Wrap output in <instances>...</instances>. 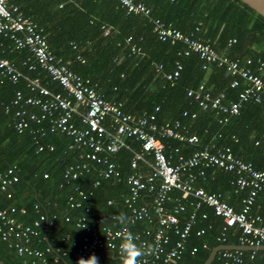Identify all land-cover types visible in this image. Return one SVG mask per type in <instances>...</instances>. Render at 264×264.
<instances>
[{
  "label": "trees",
  "instance_id": "obj_1",
  "mask_svg": "<svg viewBox=\"0 0 264 264\" xmlns=\"http://www.w3.org/2000/svg\"><path fill=\"white\" fill-rule=\"evenodd\" d=\"M133 1L146 6L151 18L210 45L218 55L236 60L240 66H246L248 60L253 64L257 60L264 63V18L239 0ZM12 3L24 17L42 28L53 56L71 72L87 79L104 100L135 117L154 113L157 125L178 122L180 133L198 138L195 146L163 140L170 163L194 151L229 149L234 158L250 164L254 170L264 171V96L259 104L242 106L237 116L202 110L187 92L195 91L202 84L212 96L224 94L223 104H226L227 100H236V90L229 88L232 78L215 66L202 70V61L197 54L182 55L185 46L181 42L169 45L159 41L146 17L127 14L117 0H12ZM127 39L131 43H126ZM130 44L138 47L140 52L131 54ZM0 59H6L30 78H39L52 93L64 94L45 71L30 72L27 69L28 64H34L27 49L15 50L10 40L3 37H0ZM27 59L30 62L27 63ZM176 64H180L181 70L171 86L166 76L174 71ZM240 83L245 86L241 80ZM15 91H20L24 98L32 95L23 81L12 84L0 77V171L10 166H16L18 170V181L9 188L12 198L7 200L0 191V208L14 207L18 211L14 217L22 225H29L39 214L56 215L58 229L40 230L31 240L30 247L39 251L49 248L47 264L56 259L60 264H77L75 250L63 238L69 235L70 241L80 240L82 234L74 228L73 222L82 215L93 226L114 228L119 224L111 220L112 216L117 217L120 213L129 216L124 204L127 196L125 178L132 173L129 162L132 154L140 151V143L126 138L127 148H120L110 156L121 174L119 182L99 178L96 168L90 164L88 173H82L64 185L65 170L83 162V150H70L72 139L52 130L48 119L39 124L30 122L28 128L18 133L15 112L21 107L36 115L39 111L23 101L13 105ZM6 107L7 113L4 112ZM223 118L226 121L219 123L218 120ZM39 146L43 148L41 152L37 151ZM136 171L148 172L142 167ZM236 178L235 173L218 170L204 181H198L196 186L208 193L220 194L225 203L238 209V201L246 197L249 190H237ZM96 181L99 185L92 188ZM76 188L82 189L86 198L80 208L70 209L67 200L75 195ZM109 201L111 204L107 205ZM20 210L25 213L20 214ZM188 213L184 215L188 216ZM201 213L207 214L206 220L200 218ZM197 215L193 231L202 228L205 234L201 237L190 234L187 250L177 264H203L211 250L220 245L216 241L220 220L206 207H202ZM251 215L264 219V198L259 194ZM65 216L70 217V223L62 222ZM127 227L141 239H147V233L153 231V224L147 221ZM238 236L237 230H230L224 244L239 245ZM203 244H207L208 249H202ZM191 247L197 248L196 253L190 254ZM102 252L99 251L96 257ZM250 254L249 251L242 252L238 264H264V251H256L252 260ZM99 259L98 264H117L114 257L103 259L102 263ZM0 264L24 263L0 240ZM211 264L220 262L214 259Z\"/></svg>",
  "mask_w": 264,
  "mask_h": 264
},
{
  "label": "built area",
  "instance_id": "obj_2",
  "mask_svg": "<svg viewBox=\"0 0 264 264\" xmlns=\"http://www.w3.org/2000/svg\"><path fill=\"white\" fill-rule=\"evenodd\" d=\"M117 1L127 14L146 17L159 41L169 45L181 42L185 46L182 55L197 54L202 61V70L206 71L215 66L232 78L229 88L236 90V100H227L226 104H223L226 100L224 94L212 96L202 84L195 91L187 92V96L193 98L202 110L210 109L217 114L237 116L242 106L261 102L264 96L263 62L257 60L253 64L248 60L246 66H240L238 61L218 55L210 45L192 39L159 19L151 18L150 10L143 4L133 0ZM0 37L10 40L15 50L27 49L34 62L28 64L27 69L30 72L37 69L45 71L64 90V94L52 93L42 85L39 78H30L6 59H0V77L12 84L23 81L32 94L24 98L20 91H15L13 105L23 101V104L39 111V115H36L22 107L17 110L15 117L18 122L15 130L22 133L28 128V123L39 124L48 119L52 130L72 139L70 150H83V162L71 165L65 170L64 185L76 180L80 174L88 173L90 164L96 168L99 178L119 182L121 174L110 156L120 148H127L126 138L131 137L140 143V151L134 152L129 162L132 173L125 178L127 196L124 199L129 211L127 225H134L138 221L153 224V231L147 233V239H141L138 234H134L136 242L144 249L138 264H177L181 261L187 250L190 234L194 233L195 237L205 234L202 228L193 231L197 214L202 207L210 209L213 216L220 220L219 234L216 237L219 246H228L224 243L232 229L239 232L237 246H264V219L251 215L256 196L259 194L264 198V171L254 170L250 164L234 158L229 149H216L215 152L194 151L187 157H179L175 163H170L163 140L172 139L195 146L198 138L180 133L178 122L157 125L154 113L135 117L122 112L116 104L104 100L87 79L71 72L53 56L42 28L30 18L24 17L12 0H0ZM126 43L131 42L127 39ZM129 50L131 54L140 52L138 47L131 44ZM28 62L30 59H27ZM180 70V64H176L174 71L166 76L171 86L178 78ZM240 80L245 83L244 87ZM157 111L156 108L155 112ZM4 112H8L7 107ZM223 121L226 118L218 120L219 123ZM42 149L39 146L37 151L41 152ZM175 152L178 150L175 149ZM139 167L146 168L148 172H137ZM213 168L235 173L237 190H249L248 195L240 200L239 209L225 203L220 194L208 193L204 188L196 186V182L205 177L206 171ZM17 181L16 166L0 171V191L7 200L12 198L9 188ZM98 185L99 182L96 181L92 188ZM85 198L84 191L76 188L75 195L68 198L67 206L70 209L80 208ZM110 204V201L107 202V205ZM168 204H171L170 208H167ZM16 212L18 211L14 207L0 208V240L22 258L24 264H47L46 255L50 253V249L39 251L31 248L30 244L40 230L47 232L58 229V217L39 214L29 225H22L14 217ZM187 212L188 216H185ZM19 213L25 212L20 210ZM200 218L206 220L207 214L201 213ZM111 220L119 224V227H96L89 224L86 216L82 215L73 222L74 228L82 234L80 240L70 241L69 235H66L63 241L70 242V247L75 250L78 259H87L92 254L96 256L99 251L120 252L119 234L122 233L124 225L115 216ZM62 222L70 223L71 219L65 216ZM201 247L208 249L207 244ZM196 251V247L189 249L190 254ZM242 252L244 251L220 250L214 259L220 264H238L241 262ZM249 252V259L252 260L256 251ZM52 264L60 263L56 259Z\"/></svg>",
  "mask_w": 264,
  "mask_h": 264
},
{
  "label": "clouds",
  "instance_id": "obj_3",
  "mask_svg": "<svg viewBox=\"0 0 264 264\" xmlns=\"http://www.w3.org/2000/svg\"><path fill=\"white\" fill-rule=\"evenodd\" d=\"M116 219L124 226L121 236V243L119 245L120 259L122 264H138L140 257L144 254V249L136 243V237L128 229V217L125 213H120ZM84 227V226H83ZM77 264H98V257L94 254L87 259H78Z\"/></svg>",
  "mask_w": 264,
  "mask_h": 264
},
{
  "label": "water",
  "instance_id": "obj_4",
  "mask_svg": "<svg viewBox=\"0 0 264 264\" xmlns=\"http://www.w3.org/2000/svg\"><path fill=\"white\" fill-rule=\"evenodd\" d=\"M242 4L248 6L250 9H252L255 13L260 15L262 18H264V0H239ZM220 250H242V251H264V246H258L254 248L244 247V246H218L211 250L208 258L203 264H211V262L214 260L215 255Z\"/></svg>",
  "mask_w": 264,
  "mask_h": 264
},
{
  "label": "crops",
  "instance_id": "obj_5",
  "mask_svg": "<svg viewBox=\"0 0 264 264\" xmlns=\"http://www.w3.org/2000/svg\"><path fill=\"white\" fill-rule=\"evenodd\" d=\"M255 49H252V51L255 53V51H254ZM182 152V151H181ZM182 155V154H181ZM176 162V161H175ZM219 169H217V168H213V169H210V170H208V171H206V174H205V177L204 178H201V179H199L198 181H204L206 178H207V176L209 175H212L215 171H218ZM197 181V182H198ZM197 182H196V184H197ZM174 197H177V194H174ZM170 206H171V204H168L167 205V208H170ZM239 207H240V200L238 201V204H237V208L239 209ZM260 251V250H259ZM98 254V253H97ZM112 257H114V261L115 262H117V264H122V261H121V259H120V252H114V253H112V252H108V251H103L102 253H101V255L98 257V258H100L99 259V263H102L103 262V259H109V258H112ZM107 263V262H106ZM107 264H110V263H107Z\"/></svg>",
  "mask_w": 264,
  "mask_h": 264
}]
</instances>
